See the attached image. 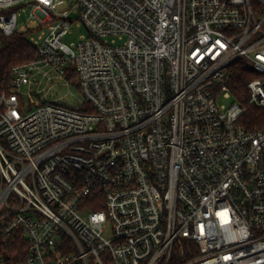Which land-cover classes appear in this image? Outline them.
I'll return each mask as SVG.
<instances>
[{
	"label": "built area",
	"instance_id": "2783aa9c",
	"mask_svg": "<svg viewBox=\"0 0 264 264\" xmlns=\"http://www.w3.org/2000/svg\"><path fill=\"white\" fill-rule=\"evenodd\" d=\"M13 36L35 52L0 94L2 245L20 234L26 264H264V122L242 123L264 109V0H0ZM242 59L247 105L227 90ZM62 86L77 107L49 99Z\"/></svg>",
	"mask_w": 264,
	"mask_h": 264
},
{
	"label": "trees",
	"instance_id": "16d2710c",
	"mask_svg": "<svg viewBox=\"0 0 264 264\" xmlns=\"http://www.w3.org/2000/svg\"><path fill=\"white\" fill-rule=\"evenodd\" d=\"M35 52V47L27 36L0 38V94L8 91L10 72L13 67L28 62ZM258 78L245 60H238L232 67V78L227 90L241 104L249 100L248 83ZM264 122V109L249 107L242 118L243 125L251 132L261 129ZM0 256L6 258L7 264H26L29 257V246L20 235H14L4 246L0 242Z\"/></svg>",
	"mask_w": 264,
	"mask_h": 264
},
{
	"label": "rangeland",
	"instance_id": "374dc122",
	"mask_svg": "<svg viewBox=\"0 0 264 264\" xmlns=\"http://www.w3.org/2000/svg\"><path fill=\"white\" fill-rule=\"evenodd\" d=\"M59 11H63L68 9V5L64 4L59 6ZM24 18H27L30 14V10H23L22 11ZM40 31H42V36L46 33V27L41 28ZM77 31V30H76ZM87 31L84 28L79 29L76 34L73 36L68 37L66 40L67 43H79L81 41V36H86ZM35 35L32 36V38ZM111 40V39H110ZM109 40V41H110ZM25 102L27 103L26 97H24ZM49 99L51 101H60L64 104H69L70 106L77 107V103L83 100V96L80 92L73 88H68L66 86H62L60 88L52 90L51 94H49ZM234 98H232L231 102H234Z\"/></svg>",
	"mask_w": 264,
	"mask_h": 264
}]
</instances>
